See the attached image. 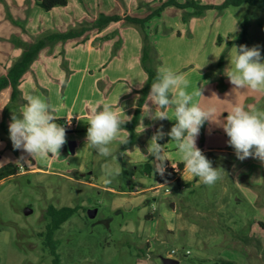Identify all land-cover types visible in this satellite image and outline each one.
<instances>
[{"label":"rangeland","instance_id":"1","mask_svg":"<svg viewBox=\"0 0 264 264\" xmlns=\"http://www.w3.org/2000/svg\"><path fill=\"white\" fill-rule=\"evenodd\" d=\"M166 1L152 0V9L164 8L160 14L153 16L150 27L167 21L176 29H188L190 19L194 18L191 25L196 30L221 31L223 36H217L216 41L224 45L222 66L231 45L245 38L247 33L264 52V6H252L247 2L229 6L223 4L224 0H214L210 1L209 10H205L203 15H195L192 14L195 11L192 2H179L186 3L182 6L165 4ZM11 26L12 23L6 19L3 26L5 32L10 33ZM224 31L241 33L237 37H230L231 41L226 43L228 35L223 34ZM174 47L171 45L170 49L173 51ZM207 52L209 56L214 54L212 45H208ZM220 60L221 57L217 69L222 67H219ZM182 68L193 69L192 66ZM232 87L228 77H224L204 89L200 103L217 107L214 119L218 122L227 116V111L237 102L264 108V92L238 89L226 95ZM228 139L222 127L205 122L197 145L202 149L211 144L226 146L227 150L219 153L203 152L213 166L218 156L230 162V172L235 182L232 185L223 177L209 186L201 180L197 182V177L190 185L186 184L185 179L181 183H168L156 193L150 190L132 193L125 186L126 192L121 194L104 188L102 183L96 186L83 181L81 174L84 172H78L76 168V162L82 159L81 151L73 153L68 147V154L65 146L61 149V155L57 156L58 164L50 165L49 170L18 169L16 174L0 180V264H53L54 255L50 247L44 244L43 235L49 221L47 208L50 204L79 207L78 212L69 217L54 234L59 241L57 252L62 264H164L161 257L171 254V257L180 260V264H222L221 261L229 259L238 264H264V228L259 226V222L264 221V163L251 157L239 160L233 147L227 143ZM5 142V147L0 150V163L30 166L31 157L21 160L22 154ZM51 155L38 157L35 164L46 167ZM89 159H95V172L90 178L97 184V181L101 182L98 177L107 158H90L85 154L83 166ZM60 167L61 174L51 173ZM137 177L140 186L154 185L159 181L156 173H140ZM123 179L136 180L132 175L124 174L107 185L118 190ZM166 188L174 191L170 197L164 195ZM238 197L245 199L238 201ZM175 201L174 208L172 204ZM27 208L32 211L27 213ZM92 209L97 211L95 215L91 213ZM228 210H239L237 216L247 224L252 235L247 236L249 248H245L251 255L240 246L229 248L223 240V231L226 234L227 231L218 221H227ZM148 214L154 218H149ZM172 250L176 252L172 253Z\"/></svg>","mask_w":264,"mask_h":264},{"label":"crops","instance_id":"2","mask_svg":"<svg viewBox=\"0 0 264 264\" xmlns=\"http://www.w3.org/2000/svg\"><path fill=\"white\" fill-rule=\"evenodd\" d=\"M194 1L205 4L214 0ZM151 4H153L152 0H69L65 6L58 5L51 10H46L38 4L37 0H0V31L6 25V19L12 23L10 33L5 32V29L0 32V76L7 74L9 68L21 57L28 46L33 45L40 38L53 36L52 40L38 50L29 68L22 74L18 86L21 97L7 110L8 125L13 112L19 115L25 106L23 99L25 95L35 94L46 99L57 110L56 115L59 118L57 123L62 124L67 118L74 121V124L67 129L66 135L68 140L77 141L73 153L81 151L82 159L76 162L77 171L84 172L81 174V179L96 186L102 183L104 188L121 194L126 192L125 186L130 188L132 193L147 190L156 193L168 183L178 181L176 179L158 181L154 185L142 184V186L137 183V175L140 173L146 172L150 175L156 173L158 176L159 172L154 171L152 164L154 158L147 151L149 143L161 125H163V131L167 133L176 123L172 119L160 121L143 116V105L151 89L150 85L145 93L148 84V70L143 61L144 35L148 36L150 48V59L147 63H151L156 70L171 68L177 73H183L189 81L187 91L190 93L201 86L204 92L205 88L227 77L224 69L229 64L230 58L235 55V47L242 44L249 47L258 45L252 40L251 34L247 33L245 38L231 45L223 66L217 69L216 66L224 47L223 42L216 41L217 36L222 35L221 31L196 30V27L193 28L191 25L194 18L190 19L188 29L185 27L176 29L173 24H167V21H164L162 25L158 24L156 27L151 25L150 27L154 17L146 22L144 28L126 21L125 16L141 18L149 15L153 10ZM102 14L118 15L120 19L111 20L104 27L99 28L94 24ZM74 30L80 33L71 37L55 35ZM224 33L228 35V40H226L228 43L232 37H237L241 32L224 31ZM209 44L212 45L214 51V54L210 56L207 52ZM171 45L176 46L173 51L170 49ZM186 66H192L193 69L184 70L182 67ZM11 95V87L4 88L0 92V122L4 118L6 106L11 102ZM201 97H194V102L200 103ZM97 101L115 104L122 117L129 120L123 125L125 129L121 130V135L130 143L120 145L118 141H114L110 145L112 155L102 163L103 168L105 166L118 168L120 175H132L136 178V180L123 179L118 190L108 187L107 183L103 182L102 174L98 177L101 182L97 181L96 184L91 181L90 177L95 172L93 169L95 159H89L86 166H83L85 154L90 158L97 157L96 153L86 144L89 127L87 122L90 119L88 109ZM169 115H174L173 108L169 109ZM133 120L137 122L134 123ZM159 143L165 145L164 150L171 160L167 161L166 165L173 167V164L177 167V164L182 161L177 142L165 135ZM5 145V140L0 136V150ZM64 146L69 154L67 143ZM202 150L208 151L206 153H219L226 151L227 148L222 144H211ZM18 152L23 155L21 150ZM120 153H126V155H120ZM218 158L214 159L213 167L223 168V177L227 178L231 185L235 184L230 172V162L223 157L218 156ZM31 159V164L27 167L29 171L43 172L49 170L50 165L58 164L57 156L49 157L46 167L35 164L38 158ZM3 164L6 163L1 162L0 166ZM83 168L88 169L83 170ZM53 171L55 172L51 173H62L61 167ZM179 175L180 181L178 182L181 183L185 179L188 185L197 178L185 171L184 166L179 171ZM197 180V182L200 181L199 178ZM167 188L164 195L170 197L174 191ZM244 199L245 197H238L237 200L243 201ZM172 205L175 208L176 201ZM236 207L237 204H235ZM228 212L226 222L218 221L223 230L227 231V234L223 231L225 235L223 240L227 242L229 248L240 246L251 255L245 248H249V243L246 242L247 236L252 235L249 234L247 224L242 223L241 218L237 216L239 210H228ZM148 216L154 218L153 215L148 214Z\"/></svg>","mask_w":264,"mask_h":264},{"label":"clouds","instance_id":"3","mask_svg":"<svg viewBox=\"0 0 264 264\" xmlns=\"http://www.w3.org/2000/svg\"><path fill=\"white\" fill-rule=\"evenodd\" d=\"M235 55L230 58L224 69L232 90H252L264 92V52L259 45L235 47ZM219 58V57H217ZM189 81L183 73L171 68H158L150 92L143 105V116L152 120H175L170 131L165 133L163 125L152 136L148 154L154 159V171L164 175L166 162L170 160L164 147L159 143L165 135L177 142L185 171L198 177L205 185H214L223 178V168L213 167L212 161L198 147L197 139L205 122L222 127L228 136L227 143L233 147L236 157L258 159L264 163V108L253 104L234 103L222 121L214 117L215 105L203 106L194 102V97L204 96L202 86L194 92H188ZM215 94V93H213ZM25 106L17 113L13 112L9 124L10 139L13 148L21 150V160L60 156L61 149L67 143L66 127L57 123L56 108L39 95H25ZM174 115H169V109ZM90 119L87 128L86 144L99 157L112 155L110 145L118 141L120 145L128 143L121 130L129 120L122 117L115 104L97 101L89 106ZM126 155V153H120ZM171 161V160H170ZM174 167V165L172 164ZM175 168V167H174ZM103 182L110 183L121 173L118 168L105 166L101 169Z\"/></svg>","mask_w":264,"mask_h":264},{"label":"trees","instance_id":"4","mask_svg":"<svg viewBox=\"0 0 264 264\" xmlns=\"http://www.w3.org/2000/svg\"><path fill=\"white\" fill-rule=\"evenodd\" d=\"M38 4L44 7L46 10H51L52 8L58 6V5H67L69 0H37ZM195 7V11L192 14L195 15H203L205 10H207L210 7V3L201 4L199 2H196L194 0H187L186 3H191ZM243 2H247L248 4L252 6H264V0H224L223 4L229 5V6H238L242 4ZM174 3L184 6L186 3H179L177 0H167L165 4ZM164 7L161 6L159 9L155 10L153 9L151 13L145 17L138 18L137 16H125V19L127 22L136 23V25L141 26L142 28L146 27V22L153 17L154 15L160 14ZM120 16L118 15H106L102 14L99 15V17L95 21V26L102 28L107 23H109L111 20H119ZM77 33H80L79 31H70L65 34H55L57 36L62 37H71ZM54 35V36H55ZM244 35V33H243ZM242 35V37H243ZM241 37V38H242ZM53 36H47L45 38H40L37 42H35L33 45L28 46L26 50L23 51L21 57L14 63V65L9 68L7 74L0 76V92L7 87H11L12 89V95H11V102L9 105L6 106L4 118L0 122V136L5 141H7L10 145L13 146L12 141L10 139V133H9V121L7 119V110L13 103L19 101L21 97V91L19 89L20 79L24 71L29 68L31 62L35 58L38 50L45 46L48 41L52 40ZM149 39L147 34L144 35V56L143 61L144 65L148 70V84L146 86L145 93L149 90L151 82L155 79L157 70L154 68V66L151 65V63H147V60L150 59V50H149ZM224 55H221L220 60V66H222V62L224 59ZM137 113H139V109H137ZM137 116V115H136ZM136 123L137 121H134ZM132 122V123H133ZM130 127L132 125L130 124ZM130 141L128 142V144ZM184 164L183 162L177 164V167H169L167 166L166 172L164 175L158 174V179L160 182L165 181H171V180H178L180 181V175L179 171L183 168ZM18 172V165H13L11 163H6L0 166V180L4 179L8 176L14 175ZM79 210V207L69 206L65 205L62 207H58L54 204H50L47 208V215L49 218V221L46 226V231L43 234L44 235V244L48 247H50L53 256V264H62L60 255L57 252V246L59 245V241L57 238L54 237V234H56V231L60 229L62 224L68 220L69 217H71L74 213H77ZM260 226L264 228V222H259ZM222 264H238L235 260H223L221 261Z\"/></svg>","mask_w":264,"mask_h":264},{"label":"water","instance_id":"5","mask_svg":"<svg viewBox=\"0 0 264 264\" xmlns=\"http://www.w3.org/2000/svg\"><path fill=\"white\" fill-rule=\"evenodd\" d=\"M76 143H77L76 140H69L68 141L67 145H68V147H69V149L71 151L74 150V147H75ZM31 211H32L31 208H27L26 209L27 213H30ZM96 212L97 211L94 210V209L91 210V213H93L94 215L96 214ZM161 259H162L164 264H180V260L178 258H176V257H171V256H167L166 255V256H162Z\"/></svg>","mask_w":264,"mask_h":264},{"label":"built area","instance_id":"6","mask_svg":"<svg viewBox=\"0 0 264 264\" xmlns=\"http://www.w3.org/2000/svg\"><path fill=\"white\" fill-rule=\"evenodd\" d=\"M62 124L65 125L66 129H69L70 126L74 124V121L71 118H67L65 121H63ZM27 167H28L27 165H23L22 163L18 164V169L23 170V169H27ZM175 252H176L175 250H172V253H175Z\"/></svg>","mask_w":264,"mask_h":264}]
</instances>
